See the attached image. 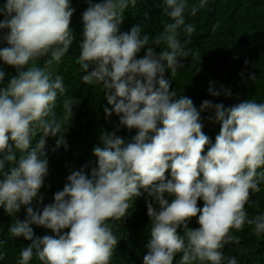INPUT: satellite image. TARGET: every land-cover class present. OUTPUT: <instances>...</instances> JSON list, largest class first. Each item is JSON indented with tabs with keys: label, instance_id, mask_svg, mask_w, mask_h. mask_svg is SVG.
I'll list each match as a JSON object with an SVG mask.
<instances>
[{
	"label": "clouds",
	"instance_id": "9594fccd",
	"mask_svg": "<svg viewBox=\"0 0 264 264\" xmlns=\"http://www.w3.org/2000/svg\"><path fill=\"white\" fill-rule=\"evenodd\" d=\"M209 2L190 6L189 0H162L171 22L154 38L140 25L120 31L125 12L138 0L89 3L76 59L80 79L105 92L111 105L106 116L114 112L120 126L137 133L129 143L116 135L119 127L103 133L91 178L72 172L54 202L42 209L31 206L44 200L40 190L48 162L42 150L49 136L57 138V147L66 143V125L77 103L64 99L58 115L57 101L67 89L57 69L75 39L69 27L74 9L70 0H6L0 6V39L7 43L0 61L17 71L0 88V209L14 218L8 234L31 242L20 251L18 264L34 257L42 264H110L121 239L116 229L145 194L151 239L143 264H173L178 255V264H237L222 251L239 242L233 230L248 226L257 238L264 237V212L250 216L246 209L256 205L251 196L264 185V103L247 100L225 108L204 101L200 111L214 108L221 126L211 143L192 100L177 99L165 76L183 69L182 58L199 55L188 47L196 27L186 23V14L195 16ZM153 44L165 45L164 50L157 55L149 47ZM4 80L0 69V84ZM209 93L221 94L211 86ZM21 208L23 220L15 218ZM192 218L198 228L189 227ZM33 225L54 235L36 236ZM6 243L0 240V261Z\"/></svg>",
	"mask_w": 264,
	"mask_h": 264
},
{
	"label": "trees",
	"instance_id": "16d2710c",
	"mask_svg": "<svg viewBox=\"0 0 264 264\" xmlns=\"http://www.w3.org/2000/svg\"><path fill=\"white\" fill-rule=\"evenodd\" d=\"M101 0H70L74 9L71 17L70 29L75 37L72 47L64 60L60 63L57 72L64 77L67 89L64 96L57 101V113L62 115L64 99L70 98L77 103L72 108L73 116L66 125L64 133L65 144L57 147V138L49 136L42 150L43 158L48 162V173L40 194L44 197L43 204L33 201L32 207L41 209L54 202V195L62 191L68 176L74 171H83L91 178L92 170L98 167V158L94 155L97 146L102 147L101 135L105 132L112 133L119 127L116 135L125 143L132 141L136 129H128L119 125V117L113 112L108 117L105 108L111 109L105 92L96 85H88L81 81L83 73L79 70L76 59L80 54V43L83 41L82 15L89 7V3H100ZM197 0H189V5ZM6 0H0V6ZM4 17L0 15V21ZM171 22L164 11L162 0H138L137 7L129 9L124 14V21L120 26L121 32H130L132 27L140 25L143 32L154 38L162 32L166 23ZM186 23L194 24L196 31L191 36L188 47L199 55H189L179 62L183 69L178 70L174 77L171 73L165 74L171 81L170 92L192 100L197 111L200 112L202 131L211 143L220 132V123L215 119V110L200 111L204 101L213 105L223 104L225 108L247 100L264 103V0H210L209 4L200 9L195 16L186 14ZM6 31V30H5ZM2 36V33H0ZM181 39H185L182 35ZM7 47V43L0 39V48ZM159 55L165 45H149ZM147 48L142 49L137 58H143ZM41 64L43 61L40 62ZM0 69L5 72V80L0 84L4 88L12 78L17 75L14 67L0 61ZM220 92L219 96L209 93V87ZM225 90H230L231 95H224ZM41 134L33 140L32 146L39 142ZM207 152V147L205 148ZM17 153V160L19 159ZM6 165L5 170H8ZM170 175V173H166ZM256 205L246 209L250 216L264 212V185L261 191L251 196ZM198 206L203 207V201H198ZM26 210L21 208L15 217L23 220ZM13 217L8 216L0 209V240H6L3 250L7 255L0 264H18L20 251L31 242L23 237L12 238L8 228L13 222ZM197 218H192L189 227L198 228ZM119 223V222H118ZM151 221L147 215L146 194L134 201L130 214L116 229L118 241L110 264H143V258L148 253V243L151 239ZM34 234L39 237L54 235L51 230H46L33 225ZM68 231V230H65ZM182 234V230H178ZM239 242L225 245L223 253L235 257L237 264H264V237L257 238L252 234L250 227L242 230H233ZM180 255L175 257L173 264H178ZM29 264H42L34 257Z\"/></svg>",
	"mask_w": 264,
	"mask_h": 264
}]
</instances>
